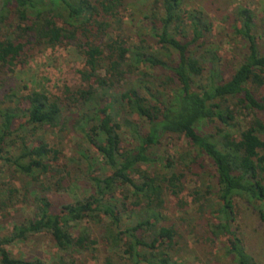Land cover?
Returning a JSON list of instances; mask_svg holds the SVG:
<instances>
[{
    "label": "trees",
    "instance_id": "1",
    "mask_svg": "<svg viewBox=\"0 0 264 264\" xmlns=\"http://www.w3.org/2000/svg\"><path fill=\"white\" fill-rule=\"evenodd\" d=\"M230 20L231 60L209 16L184 0H0V86L34 51L67 47L82 59L81 84L62 96L0 89V214L10 221L17 206L31 210L0 232V264H89L76 256L100 240L117 264H186L177 257L186 223L191 235L201 226L203 242L221 241L225 264H261L234 222L245 205L264 223V11L239 5ZM49 128L76 137L72 157ZM165 138L187 149L162 170ZM80 174L83 196L57 203L51 194ZM168 196L177 223L166 221ZM40 235L65 255L10 250Z\"/></svg>",
    "mask_w": 264,
    "mask_h": 264
},
{
    "label": "rangeland",
    "instance_id": "2",
    "mask_svg": "<svg viewBox=\"0 0 264 264\" xmlns=\"http://www.w3.org/2000/svg\"><path fill=\"white\" fill-rule=\"evenodd\" d=\"M186 8H196L203 10L214 23V40L218 43L222 56L231 60L234 54L236 43L229 36L230 31V16L236 10L237 6L243 5L255 10L257 13H263L264 0H184ZM126 25L125 32L131 37V8L123 10ZM130 18V19H128ZM114 34L120 30L119 25L114 27ZM264 41L261 39L260 42ZM263 43V42H262ZM81 58L72 48L57 47L55 49H46L42 51H34L32 56L23 64H20L15 72L9 73L2 77V85L0 89L10 86L20 88L27 86L26 92L37 90L46 91L50 95L62 96L65 85L78 86L81 84L78 69L80 68ZM48 137L56 144L63 143L64 160L67 157H72L74 149H76V137L73 134L59 133L57 129H47ZM187 149L185 139L175 140L173 138H165L158 147V156L164 162L158 165L159 169L166 166V159L173 158L182 150ZM147 166H144L146 168ZM102 164L98 165V170L102 171ZM188 186H194V178L188 174ZM9 182H17L18 177L12 174L6 179ZM87 181L83 175H77L74 178L70 189L67 192L60 194L52 193L51 196L57 203L69 202L73 198L82 197L87 189ZM191 201V196L188 195ZM168 209L164 211L166 221L172 223L178 221L182 213L176 212L174 203L175 199L168 196ZM195 205H192L191 212L193 215L189 217V222L196 224L201 214L194 210ZM20 208L14 212L16 219L7 221L0 214V232L5 228L10 229L15 221H20L31 214V210L25 206H17ZM239 215L234 222V228L243 238L244 245L249 253L254 255L257 260L264 264V223L260 221L255 212L242 205ZM211 219L212 217L209 216ZM200 220V219H199ZM177 223V222H176ZM85 226L91 227V224L86 222ZM183 229L184 238L180 242L177 249V257L186 264H225L228 259L225 258L224 250L222 249L221 241L215 244L203 242V229L197 226L195 234L191 235L188 231V225ZM93 232L100 238V230L93 227ZM94 235V236H95ZM224 241V240H223ZM10 250L17 256L26 259L41 257L47 261L52 259L58 260L60 256L65 255L64 252L58 250L55 243L49 236L40 235L29 242L20 243L10 247ZM69 257V256H68ZM78 260L87 261L89 264H107V258H112V263L117 264L116 258L112 255L110 247L106 245L104 240H100L97 245V251L93 254H78Z\"/></svg>",
    "mask_w": 264,
    "mask_h": 264
}]
</instances>
